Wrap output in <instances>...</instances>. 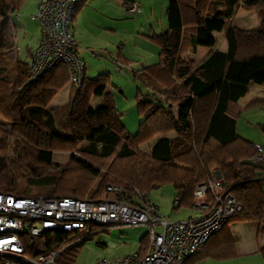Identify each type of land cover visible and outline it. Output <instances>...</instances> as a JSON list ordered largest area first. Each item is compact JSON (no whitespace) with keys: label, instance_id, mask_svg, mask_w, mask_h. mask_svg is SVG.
Here are the masks:
<instances>
[{"label":"trees","instance_id":"obj_1","mask_svg":"<svg viewBox=\"0 0 264 264\" xmlns=\"http://www.w3.org/2000/svg\"><path fill=\"white\" fill-rule=\"evenodd\" d=\"M25 1L0 0V54L10 64L8 72L0 68V194L98 201L108 187H117V198L133 206L138 194L148 199L152 191L171 186L173 210H180L192 208L194 189L218 169L224 191L241 211L184 264L234 259L231 224L255 223L257 235H264V167L251 161L256 149L236 133L243 111L239 102L248 95L249 85H261L264 92V0H169L168 29L146 36L159 47L158 60L142 69L143 78L134 74L147 91L136 89L140 122L133 136L126 131L112 92L106 90L109 74L91 79L84 71L75 86L69 84L68 68L59 65L40 79L30 78V64L17 58L18 31L11 17ZM86 1L78 3L72 21ZM123 1L125 8L133 4ZM239 9L254 13L259 27L234 26ZM214 33L226 41V52L216 49L219 37ZM198 47L209 49L200 63L185 58L195 55ZM116 62L131 63L121 52ZM68 85V103L49 109ZM93 97L101 98L95 109L90 107ZM258 127L264 136V123ZM171 133L175 136L167 137ZM158 136L149 152L140 151L141 144ZM57 151L70 154L65 165L53 162ZM20 182L37 189L38 195L27 189L19 193ZM101 228L109 229L92 225L87 233H57L54 239L49 234H22L21 242L25 256L33 260L50 253L54 245L78 239L55 260L76 264L83 243ZM147 245L146 234L138 253L143 255ZM257 252L264 263V246ZM8 260L0 256V264Z\"/></svg>","mask_w":264,"mask_h":264},{"label":"rangeland","instance_id":"obj_2","mask_svg":"<svg viewBox=\"0 0 264 264\" xmlns=\"http://www.w3.org/2000/svg\"><path fill=\"white\" fill-rule=\"evenodd\" d=\"M133 1L139 2L140 13H129L123 0H87L77 16L78 26L76 22L75 24L73 22L69 28L78 42L77 54L85 65L86 77L93 79L102 74L110 75L111 85L106 90L112 92L116 108L122 114L126 131L132 136L136 134L140 122L134 100L136 89L140 88L143 93L147 91L138 77L143 78L144 67L157 62L159 53V47L149 41L146 36L152 33L160 34L168 29L165 10L169 0ZM38 3L39 0H26L20 11L11 14L18 31L16 41L18 59L29 64L31 58L28 56L27 48L33 47L41 38L40 26L33 18ZM233 24L242 29H256L260 25V20L254 13L239 9L233 17ZM219 46H216V49H219ZM120 52L131 62L129 66L116 62ZM206 52L207 48L202 47L196 55H186L185 58L200 63ZM0 68L6 69L7 72L10 69V64L4 62L1 54ZM135 73H138V77H135ZM248 89V95L239 102L243 111L236 122V133L252 145L262 147L264 155V136L258 127L264 123V102L261 101L264 92L253 83ZM68 100L69 85L56 95L48 108L65 105ZM100 103L101 98L93 97L90 107L95 109ZM5 127L9 128L7 125ZM174 136L173 133L167 135L169 138ZM159 138L161 136L141 144L140 151L149 152ZM69 156L67 152L57 151L53 154V162L65 165ZM256 164L264 167V160ZM18 186L19 193L27 189L29 194L38 195V190L28 188L26 182H20ZM105 196L104 193L101 199ZM174 196L175 190L171 186H164L152 191L148 195V200L170 222H183L189 217L200 215V212L193 208L173 210ZM135 201L139 202L138 197H135ZM232 226L234 225H231L230 229ZM239 229H242L245 238L249 237L253 243L264 244V235L253 238L256 232L255 223H238L235 230L239 232ZM100 231L102 228L95 236L83 243L76 264H98L103 260L113 261L137 253L140 239L148 232L145 226H118L111 227L106 232ZM242 233L235 235L236 250L237 242L242 240ZM82 237L83 233L80 234V238ZM76 240L78 239L74 241ZM242 250L240 247V252H243ZM197 264H263V261L258 253L240 256L237 250V256L234 259L225 261L204 259Z\"/></svg>","mask_w":264,"mask_h":264},{"label":"built area","instance_id":"obj_3","mask_svg":"<svg viewBox=\"0 0 264 264\" xmlns=\"http://www.w3.org/2000/svg\"><path fill=\"white\" fill-rule=\"evenodd\" d=\"M81 0H39L34 20L40 26L41 38L31 52L30 78L37 80L59 65L68 68L69 84L79 86L85 65L77 54L75 36L69 31L72 17ZM129 13H140L133 3ZM257 155L252 162L264 160L262 147L252 145ZM222 176L196 186L192 208L200 212L183 222H170L146 196L138 194L137 205L117 198L120 188L108 187L98 201L74 198L19 197L0 194V256L3 264H55L56 258L71 243L54 245V249L37 259L25 256L21 235L41 237L57 233L89 231L92 225L104 228L118 226L147 227L145 253H134L98 264H184L197 254L207 240L218 233L229 218L241 211L240 205L224 191Z\"/></svg>","mask_w":264,"mask_h":264},{"label":"crops","instance_id":"obj_4","mask_svg":"<svg viewBox=\"0 0 264 264\" xmlns=\"http://www.w3.org/2000/svg\"><path fill=\"white\" fill-rule=\"evenodd\" d=\"M129 1H131V2H133V3H137L138 5H139V2H136V1H133V0H129ZM83 9V8H82ZM81 9V10H82ZM80 10V11H81ZM79 11V12H80ZM79 12L77 13V15H76V17H75V19L71 22V24H73V22H74V24H75V22H76V24H77V26H78V22H79V20H77V16L79 15ZM237 13V12H236ZM236 15V14H235ZM12 17V16H11ZM232 23H233V20H232ZM234 25V24H233ZM235 26V25H234ZM237 27V26H236ZM237 28H239V27H237ZM240 29H242V28H240ZM76 30H78V27H76ZM73 31H75V30H73ZM75 36V35H74ZM214 36H216V37H219V44L218 45H220L219 46V51L220 52H226V50H227V43H226V41L222 38V35H220V34H218V33H214ZM75 39H76V37H75ZM77 41V40H76ZM224 41H225V43H224ZM38 42L39 41H37V43L33 46V47H31V48H27V53H28V56L31 58V52H32V50L34 49V47L38 44ZM78 44V42H76V45ZM16 48H17V46H16ZM200 48H202V47H198L197 48V51H196V54H197V52H198V50L200 49ZM209 51V49L207 48V52ZM206 52V53H207ZM195 54V55H196ZM154 55H156V54H154ZM124 56V55H123ZM17 58H18V48H17ZM152 58H153V54H152ZM19 60V59H18ZM153 61V60H152ZM194 61V60H193ZM195 62V61H194ZM155 64V63H154ZM152 65V64H151ZM150 66V65H149ZM85 71H86V69H85ZM259 86V88L261 89V91H263L262 90V86L261 85H258ZM249 87H250V85H249ZM69 88H70V86H69ZM261 101H263L264 102V97H263V99L261 100ZM212 176H216V177H220L221 176V174H220V171L218 170V169H214L213 170V172H212ZM231 225H234V226H232V228L230 229V226ZM230 226H229V229H228V232H230V235L231 236H233L234 237V239H235V241L237 240V237L235 236L236 234L237 235H240L239 233H241V232H243L242 233V240H240L239 242H237V250H238V254L240 255V256H242V255H246V256H250V255H254V254H257L258 252V250H259V248L260 247H262V246H264V244L263 245H260V244H256V243H253L252 242V239H250L249 237L248 238H245V236H244V231L242 230V229H239L238 231L239 232H237V230H235V228H237V225H238V223H235V224H231ZM146 235V234H145ZM259 236H262V235H257V225H256V232H255V234H254V236H253V238H258ZM144 237V236H143ZM240 247L243 249L242 251L243 252H240ZM210 259V258H209ZM210 260H213V259H210ZM213 261H215V260H213ZM200 262V261H199ZM197 264V263H196ZM264 264V263H263Z\"/></svg>","mask_w":264,"mask_h":264}]
</instances>
